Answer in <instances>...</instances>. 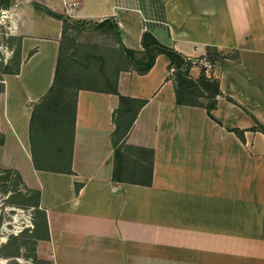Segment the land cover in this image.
<instances>
[{
	"label": "crops",
	"instance_id": "crops-1",
	"mask_svg": "<svg viewBox=\"0 0 264 264\" xmlns=\"http://www.w3.org/2000/svg\"><path fill=\"white\" fill-rule=\"evenodd\" d=\"M5 1L19 62L3 74L0 166L41 193L37 261L264 264V133L253 130L264 125V0ZM64 18L119 26V37L96 28L105 39H76L101 47L108 66L85 86L69 79L66 133L46 129L55 109L43 108L66 101L51 92ZM145 32L191 59L194 79L219 82L212 116L177 103L167 55L145 74L125 58L121 44L143 57Z\"/></svg>",
	"mask_w": 264,
	"mask_h": 264
},
{
	"label": "rangeland",
	"instance_id": "rangeland-1",
	"mask_svg": "<svg viewBox=\"0 0 264 264\" xmlns=\"http://www.w3.org/2000/svg\"><path fill=\"white\" fill-rule=\"evenodd\" d=\"M9 25L8 20H2L0 23V87L3 85V74L15 70L19 62L18 54L11 50L12 48L18 49V40L17 38L13 40L7 35ZM70 27H72L73 36L80 35L83 41L105 39L92 26L84 27L78 33L73 24ZM106 38L111 39L106 41L110 44L113 37L106 36ZM74 70L73 66L71 68L67 65L65 68L67 79L60 80L63 89L71 86L68 78L73 75ZM84 84L87 83L77 80L76 86H85ZM74 94L75 89H71L69 97L66 95V101L64 100L63 104L54 103L55 100L52 97L45 101L44 109L46 107L55 109L52 115L50 112L46 115L47 123L50 125L49 132L53 130L62 132L63 126L65 129L62 133L67 132L68 125L64 121L66 120L64 114L67 110L65 105L72 104ZM32 197L34 194L23 184L17 173L0 166V264H43L37 261L35 229L39 221L38 232L43 234L44 218L39 215L36 207L26 203V199Z\"/></svg>",
	"mask_w": 264,
	"mask_h": 264
},
{
	"label": "trees",
	"instance_id": "trees-1",
	"mask_svg": "<svg viewBox=\"0 0 264 264\" xmlns=\"http://www.w3.org/2000/svg\"><path fill=\"white\" fill-rule=\"evenodd\" d=\"M2 1L3 0H0V2ZM5 5H10L9 0L5 1ZM64 21L66 33L65 47L67 54L64 55V52L61 53L58 70L59 80L57 79V83H55V86L53 89H51V92L56 91L60 96H63L64 93L68 95V92L63 89V86L60 83L62 78L67 79L65 75L62 77L63 70H65L67 65L71 68L73 66V69H75L74 71L78 70L77 74H79H73L68 79H79L82 82L87 83L88 81H94L93 75L95 74V71L102 69V67L108 66V59L104 57L102 48L95 45L77 43V37L73 36L72 33L68 34L69 29L72 28L70 27L72 21L69 18H64ZM74 26L76 27L77 33L79 30L86 27L80 24H74ZM92 27L111 31L116 35V37H119V26L112 18H107L101 23H98ZM142 44L145 48V51L143 57L141 58L138 57V52L128 49L122 44L120 46L124 52L125 58L132 62L141 74L147 73L153 67L155 59L159 54L167 55L171 61V65L175 68L173 80L175 82L177 103L203 106L207 108L209 115L212 116L211 111L217 106V97L222 93L219 82L216 79H210L205 75L198 80L194 79L190 73V70L193 66V61L174 48L161 44L150 32L144 33ZM82 70H88L90 73L85 74V72H81ZM2 91L3 86L0 87V93ZM114 91L117 92V90ZM122 99L125 98L122 97ZM139 102L138 108H141L146 103L145 100H141ZM257 124L258 127H254L253 130L259 129L264 133V125L259 122ZM47 125L48 126L46 129L50 128L48 123ZM235 131L241 134L239 129H235ZM3 143L4 136L0 133V145ZM35 164L38 166L36 162ZM17 175L21 179L18 173ZM77 189H79V185L77 186ZM28 190L34 194V197L27 198L26 203L38 209L40 206L41 193L31 189Z\"/></svg>",
	"mask_w": 264,
	"mask_h": 264
},
{
	"label": "built area",
	"instance_id": "built-area-1",
	"mask_svg": "<svg viewBox=\"0 0 264 264\" xmlns=\"http://www.w3.org/2000/svg\"><path fill=\"white\" fill-rule=\"evenodd\" d=\"M9 18V11L8 10H0V23L2 20H6ZM7 30H9V27H7ZM195 65L200 66L205 74H209L212 71V68L214 66L213 62L208 59L207 57H201L194 61Z\"/></svg>",
	"mask_w": 264,
	"mask_h": 264
}]
</instances>
